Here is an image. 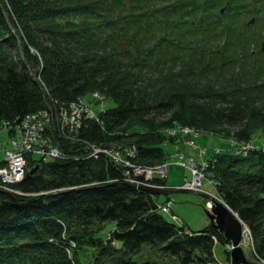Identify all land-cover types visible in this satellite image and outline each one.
Here are the masks:
<instances>
[{
  "label": "trees",
  "instance_id": "obj_1",
  "mask_svg": "<svg viewBox=\"0 0 264 264\" xmlns=\"http://www.w3.org/2000/svg\"><path fill=\"white\" fill-rule=\"evenodd\" d=\"M226 1L244 22L245 0H0V129L49 111L56 124L44 135L62 151H27L18 200L0 189V264H211L218 241L229 257L222 230L170 220L123 162L90 155L89 142H123L136 145L134 162L158 165L185 140L168 133L178 125L236 140L207 170L264 260V81H246L254 70L229 44L237 25L220 20ZM94 93L115 106L61 126L59 114Z\"/></svg>",
  "mask_w": 264,
  "mask_h": 264
},
{
  "label": "built area",
  "instance_id": "obj_2",
  "mask_svg": "<svg viewBox=\"0 0 264 264\" xmlns=\"http://www.w3.org/2000/svg\"><path fill=\"white\" fill-rule=\"evenodd\" d=\"M96 98H101L98 93L93 94ZM84 116L94 117L93 112L85 104L76 105L71 104L69 109H64L58 117V121L61 126L69 127L70 129H78L81 126L82 118ZM52 115L47 111H41L40 113L30 114L21 123H15L11 125L5 123V126L12 128L15 131V135L10 138L8 143L5 145L4 155L0 163V188H7L13 190L10 186L11 183L16 182L24 177L26 173V157L25 152L27 151H37L42 153L47 158L59 157L62 155L60 147L56 144H51L50 139L43 135L46 130V124L53 123ZM98 119V118H97ZM171 135H180L182 137H187L193 146H196L199 150L201 158L197 160L195 157H190V164L188 165L192 171L193 177L191 179H186L183 186L188 188H193L195 190H202L203 178L208 177L209 180L213 182L214 185L217 184L216 180L213 178L212 173L207 170L209 158L221 151L219 147L213 149L211 155L206 156L209 152L207 146H201L200 143H194L193 140L199 139L201 131L195 127L187 125H178L168 130ZM198 137V138H195ZM191 138V139H190ZM232 145L236 143V140H231ZM0 146H4L3 142L0 141ZM136 145H130L125 149L117 148L116 146L102 149L98 146H94L90 149V155L98 156L99 154H105L109 158L123 162L129 163V167L126 168V178L128 180L134 181L136 183H146L147 180L153 178L154 176L165 177L167 175V164L161 163L155 166H144L140 165L132 160L135 156L136 151L131 150V147ZM255 147L251 143H245L242 145L241 149L247 150L248 148ZM127 152V153H124ZM176 159V163L186 165L181 158L186 156L185 152L177 150L173 157ZM208 206L211 207L212 202L208 201ZM159 206L168 211L169 207L166 204H159ZM177 218L176 215H173Z\"/></svg>",
  "mask_w": 264,
  "mask_h": 264
},
{
  "label": "rangeland",
  "instance_id": "obj_3",
  "mask_svg": "<svg viewBox=\"0 0 264 264\" xmlns=\"http://www.w3.org/2000/svg\"><path fill=\"white\" fill-rule=\"evenodd\" d=\"M264 7V0L259 4V6H256L254 11L258 15V22H256V28L257 30L262 29V20L264 19V14H259L258 9ZM227 11V10H226ZM229 20L233 19V14H229L228 17ZM243 26V25H240ZM252 32V30H249ZM242 33H249L247 31L242 32ZM242 33H236V35H232V38H237L240 34ZM251 41H245L242 43H232L230 42L233 47L236 48L234 52L237 54L238 59L244 56V61L245 64L247 65H252L253 67V77H249L246 81H253V80H258L259 83H262L264 81V55H262L260 52H256L252 54L250 52V49L248 48L249 44ZM225 41H222L221 43L219 42L217 45L220 48H223L226 44ZM254 49L258 50L259 47L256 46ZM229 53H232V49L228 48ZM221 52V51H220ZM252 55H254L256 58H253ZM257 63V64H256ZM261 68L263 71L262 73L256 72L257 68ZM242 72V69L237 68L235 70V73L238 75ZM246 74V73H245ZM217 82H224L225 79H219V77H213ZM218 79V80H217ZM104 99V98H103ZM85 100V101H84ZM83 103L85 102L90 108H92L93 112L99 116V114L105 110V109H110L115 106V102L112 98H107L104 100V104L102 105L101 99L94 100L91 95H88L84 98ZM189 126V125H188ZM201 131L200 129H198ZM238 129L234 128L231 130V138H235L234 136H238ZM12 136L9 134L8 129L2 128L0 129V141L4 142L7 144V142L10 140ZM199 139L193 140L194 143H202L201 146H207L209 148V152L206 156L211 155L213 152V149L216 146L222 147L223 149L232 146L230 143V140L228 138H225L220 135H212V133H206V132H201V135L199 136ZM198 138V137H195ZM184 141L177 144L176 147L181 146L182 152L186 153V156L182 157L181 160L186 164H178L176 163V159L178 158L175 156L173 158L170 156V154H173V145H168V147H165L166 151L169 153L168 155V161H166L169 164V176L167 178V185H174L177 186L176 188H179L180 186L183 185L184 181L186 179H191L193 177L192 171L190 167L188 166L191 162L190 157L193 156L197 160L201 158L199 154V150L196 146H193L190 142H187L189 139L187 137H184ZM191 139V138H190ZM125 143L123 142H111L108 144H99L100 146H116L117 148H122V146ZM98 145V144H97ZM99 147V146H98ZM126 148V147H125ZM124 148V149H125ZM3 147L0 146V157L3 156ZM205 194H210L212 196H216L217 190L215 185L211 180H209L208 177L203 178V185H202V190H198V192H187V191H179L176 190L174 192H170L168 194H158V199L162 202H166L169 207L172 209V211L179 216L180 219H174L172 212L171 211H163L164 215L169 218L170 220L176 221L177 223H181L180 221L185 223V226L189 230H203L207 228L210 223L211 219L207 213V200L209 199L208 196ZM112 222L108 223V227H111ZM111 229L108 230L107 233H109ZM249 238L244 239L243 242V248L247 256L254 260L256 259L255 256L253 255V244L249 242ZM227 245L223 244L222 242H217L215 246V256L217 258L216 262H213L211 264H229L230 263V256H227ZM257 260V259H256ZM260 261V264H264V260H258Z\"/></svg>",
  "mask_w": 264,
  "mask_h": 264
},
{
  "label": "water",
  "instance_id": "obj_4",
  "mask_svg": "<svg viewBox=\"0 0 264 264\" xmlns=\"http://www.w3.org/2000/svg\"><path fill=\"white\" fill-rule=\"evenodd\" d=\"M32 171L33 170H31V172ZM139 187L147 189L152 193H156V194H160V193L168 194L176 190L187 191V192H198L194 189L158 187L154 185H144V184H140ZM4 191L11 194L15 200H18V197L14 196L12 192L7 190ZM205 195L211 198L213 201V205L211 209L207 208V213L211 219V223L209 226L222 230L225 236L228 238V240L232 243V248L230 251L232 263L260 264L257 261L249 259L244 251L243 246L241 245V240L244 232V221L239 216V214L235 210H233L222 199H217L216 197L210 194H205Z\"/></svg>",
  "mask_w": 264,
  "mask_h": 264
},
{
  "label": "bare ground",
  "instance_id": "obj_5",
  "mask_svg": "<svg viewBox=\"0 0 264 264\" xmlns=\"http://www.w3.org/2000/svg\"><path fill=\"white\" fill-rule=\"evenodd\" d=\"M73 104H76V105H82L83 104V99H81V98H79L78 100H76V101H74V102H72ZM49 112V111H48ZM50 113V112H49ZM51 114V113H50ZM52 115V117H53V114H51ZM24 120V118H22V119H18V120H16V123H20V122H22ZM53 122L55 123V119H53ZM56 124V123H55ZM98 144V145H97ZM99 144H101V143H96V142H89L88 143V146H89V149H92L94 146H99L100 148H102V149H105V148H109L110 146H100ZM131 150H133V151H137V147L135 148L134 146H132L131 147ZM26 153L27 152H25V155H26ZM34 154V153H33ZM136 154V153H135ZM33 157V156H32ZM134 157V156H133ZM132 157V158H133ZM168 161V160H167ZM123 165H124V167L125 168H128L130 165H129V163H122ZM151 179H155V177H153V178H151ZM151 179H149V180H147V182L146 183H138L137 184V186H139L140 184H144V185H154V186H158V187H169L168 185H157V184H151L149 181L151 180ZM136 185V184H135ZM180 189H183V188H185V189H190V188H188V187H186V186H180L179 187ZM160 194H164V193H160ZM162 203H165V204H167L166 202H162ZM208 203V202H207ZM159 204H161V202H159ZM169 206V205H168ZM160 207V206H159ZM160 209L162 210V211H165V210H163L161 207H160ZM168 211H171L172 212V215H176V217L177 218H174V219H180L179 218V216L177 215V214H175L173 211H172V209L169 207V210ZM223 232V231H222ZM224 233V232H223ZM225 235V234H224ZM110 237V236H109ZM247 238H248V236H247ZM244 243H246V242H244ZM229 256L231 257V253H229Z\"/></svg>",
  "mask_w": 264,
  "mask_h": 264
}]
</instances>
